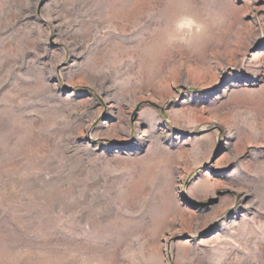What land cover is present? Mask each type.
<instances>
[{
  "label": "rangeland",
  "instance_id": "1",
  "mask_svg": "<svg viewBox=\"0 0 264 264\" xmlns=\"http://www.w3.org/2000/svg\"><path fill=\"white\" fill-rule=\"evenodd\" d=\"M0 264H264V0H0Z\"/></svg>",
  "mask_w": 264,
  "mask_h": 264
}]
</instances>
